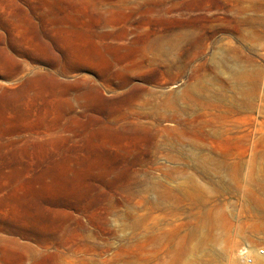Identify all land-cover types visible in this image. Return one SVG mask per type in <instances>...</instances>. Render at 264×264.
I'll use <instances>...</instances> for the list:
<instances>
[{"label":"rangeland","instance_id":"1","mask_svg":"<svg viewBox=\"0 0 264 264\" xmlns=\"http://www.w3.org/2000/svg\"><path fill=\"white\" fill-rule=\"evenodd\" d=\"M259 248L264 0L0 2V264Z\"/></svg>","mask_w":264,"mask_h":264},{"label":"built area","instance_id":"2","mask_svg":"<svg viewBox=\"0 0 264 264\" xmlns=\"http://www.w3.org/2000/svg\"><path fill=\"white\" fill-rule=\"evenodd\" d=\"M257 253H258L259 255H263V254H264V248H259V249L257 250ZM249 261H251V259H249Z\"/></svg>","mask_w":264,"mask_h":264},{"label":"bare ground","instance_id":"3","mask_svg":"<svg viewBox=\"0 0 264 264\" xmlns=\"http://www.w3.org/2000/svg\"><path fill=\"white\" fill-rule=\"evenodd\" d=\"M52 63H53V62H52ZM66 63H67V62H66ZM66 63H64V66H65ZM68 65H69V64H68ZM66 66H67V65H66ZM66 66H65V67H66ZM59 68H60V67H59ZM61 68H62V67H61ZM71 68H72V67H71ZM72 69H73V68H72ZM62 70H63V68H62ZM60 71H61V69H60ZM64 71H65V70H64ZM64 71H63V72H64ZM61 72H62V71H61ZM34 79H35V78H34ZM26 82H27V81H26ZM30 83H31V82H30ZM30 83H29V84H28V83H27V84L25 83V84H26V88H25L26 90H27L28 86L30 85ZM24 92H25V90H24Z\"/></svg>","mask_w":264,"mask_h":264},{"label":"crops","instance_id":"4","mask_svg":"<svg viewBox=\"0 0 264 264\" xmlns=\"http://www.w3.org/2000/svg\"><path fill=\"white\" fill-rule=\"evenodd\" d=\"M3 0H0V2H2ZM7 1H9V2H11V0H7ZM14 1V0H13ZM16 1V0H15Z\"/></svg>","mask_w":264,"mask_h":264}]
</instances>
